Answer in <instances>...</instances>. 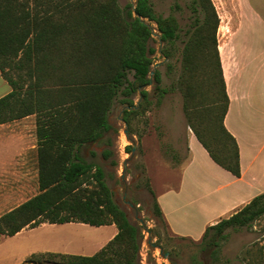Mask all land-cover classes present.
Here are the masks:
<instances>
[{"label":"trees","instance_id":"obj_1","mask_svg":"<svg viewBox=\"0 0 264 264\" xmlns=\"http://www.w3.org/2000/svg\"><path fill=\"white\" fill-rule=\"evenodd\" d=\"M189 7L194 17L182 39L177 16L156 13L150 0H134L125 9L118 0H0V73L11 87L0 98V123L34 114L38 140V192L0 217V234L13 236L41 223L117 228L92 255L45 252L26 263L48 257L62 264H139L142 232L114 201L102 166L86 159L83 149L97 140L111 144L108 115L116 101L128 133L135 134L133 121L153 103L147 89L152 84L156 102L168 90L180 91L198 141L215 163L240 175L238 145L223 123L228 96L217 9L212 0H191ZM154 34L168 72L174 61L180 63L169 87L161 86L160 70L152 69ZM125 149L131 153V145ZM111 155L109 148L101 152L104 159ZM153 212L164 224L155 201ZM263 215L264 192L208 226L202 239L213 231L210 243L216 246L225 228L250 226ZM256 252L246 250L247 264H264ZM212 257L218 261L215 251Z\"/></svg>","mask_w":264,"mask_h":264},{"label":"crops","instance_id":"obj_2","mask_svg":"<svg viewBox=\"0 0 264 264\" xmlns=\"http://www.w3.org/2000/svg\"><path fill=\"white\" fill-rule=\"evenodd\" d=\"M224 4L222 11L215 4L220 19L218 52L228 96L223 123L238 145L240 175L215 163L187 123L183 131L187 157L174 161L176 165L164 159L157 140L146 149V156L156 163L145 167L149 192L167 231L193 241H199L208 226L229 217L264 192V0H224ZM0 79L7 83L1 73ZM10 90L9 86L0 92V98ZM33 116L0 123V217L24 202V148L36 150L38 140L36 117L35 133H30V138L22 121ZM184 118L186 121L185 115ZM184 118L180 112L175 121L182 125ZM84 157L87 159L85 154ZM150 166L157 170L155 181L150 176ZM36 168L38 185L37 155ZM102 226L111 230L98 241L96 252L117 233L115 224ZM16 234H0V250L3 241Z\"/></svg>","mask_w":264,"mask_h":264},{"label":"rangeland","instance_id":"obj_3","mask_svg":"<svg viewBox=\"0 0 264 264\" xmlns=\"http://www.w3.org/2000/svg\"><path fill=\"white\" fill-rule=\"evenodd\" d=\"M150 1L156 13L164 16L173 13L177 16L183 35L182 39L185 38L184 34L190 28L194 17L189 7L191 0ZM212 1L217 5L218 10H223L224 0ZM118 2L125 9L134 0H118ZM176 5L178 7H175ZM149 45L156 50L152 55L154 60L152 69L158 68L160 70L162 75L161 86L169 87L176 80L180 63L174 61L172 71L168 72L166 60L162 58L159 52L161 42L156 34L149 41ZM177 45L181 47L182 42L179 41ZM129 77L131 78V76ZM8 88L9 85L4 83L3 79H0V92L6 91ZM147 89L153 103L145 114L133 121L135 134H129V136L136 143V151L135 157L128 163L125 179L127 182L126 199L137 207L139 218L144 221L151 231L152 239L150 242L149 232L136 218L133 208L123 201L122 163L130 156L125 148L131 143L124 133L126 126L121 118L123 106L118 101L115 102L108 115L109 124L113 128L107 133L111 144L104 145L102 142L96 141L83 149V153L88 160H93L102 166L114 201L142 232L139 264H173L163 257L164 252H168L178 264H201L203 260L210 264H247L243 256L248 249L261 252L264 258V215L250 226L225 228L222 235L216 237V246L210 243L213 231L210 232L208 237L201 238L202 240L199 241L178 238L170 235L166 226L157 219L153 212V199L147 188L149 175L145 170L146 164L155 165L156 163L146 156V149L149 148L147 145H152L157 140L164 159L168 164L176 165L177 163L174 161L187 157L183 141V131L186 129L187 121H185L183 113L182 95L178 89L168 90L161 97L160 102H156L158 94L154 91V85L148 86ZM135 100L137 101L138 98L136 97ZM180 112L184 118L182 125L175 121L176 114L180 116ZM22 123L29 129L27 136L30 138V133H35V116L27 119V121H22ZM139 133L141 138L138 141ZM105 148L112 151V155L107 159L101 156V152ZM24 150L23 170L24 173H27L23 178V200L25 201L37 193L38 185L36 150L35 148L31 149L30 146L25 147ZM114 160L118 162V165L112 164ZM149 170L150 176L155 181L157 179L156 168L150 166ZM110 230L109 227H95L75 222L62 224L41 223L36 227L26 226L14 237L6 238L3 241L0 250V264H28L26 261L33 254L45 252L92 255L98 249V241L109 235ZM160 249H162V252H160ZM213 251L216 252L218 261L210 260ZM258 252L256 253L260 255ZM55 262L46 257L40 264H62Z\"/></svg>","mask_w":264,"mask_h":264},{"label":"water","instance_id":"obj_4","mask_svg":"<svg viewBox=\"0 0 264 264\" xmlns=\"http://www.w3.org/2000/svg\"><path fill=\"white\" fill-rule=\"evenodd\" d=\"M153 72H151L152 74ZM126 126V124H125ZM124 133L126 135V137L128 138V140L130 141L131 143V153H130V156L128 158H126L123 163H122V175H121V182H122V185H123V188H122V192H123V201L125 203H127L131 208H133V210L135 211L136 213V218L140 221V223L144 226L145 230H147L149 232V242L151 241L152 239V234H151V231L148 229V227L146 226V224L144 223V221L139 218L138 216V210H137V207L128 199H126V194H127V182H126V179H125V173H126V170H127V167H128V163L133 160V158L135 157V151H136V143L135 141L130 138L129 136V133H128V129H127V126L124 130ZM160 252H162V249H160ZM163 257L167 258L170 262H172L173 264H178L169 254L168 252H164L163 253Z\"/></svg>","mask_w":264,"mask_h":264},{"label":"flooded vegetation","instance_id":"obj_5","mask_svg":"<svg viewBox=\"0 0 264 264\" xmlns=\"http://www.w3.org/2000/svg\"><path fill=\"white\" fill-rule=\"evenodd\" d=\"M210 260H212V261L214 260L211 255H210ZM201 264H210V263L206 262V260L205 261L203 260V261H201Z\"/></svg>","mask_w":264,"mask_h":264}]
</instances>
